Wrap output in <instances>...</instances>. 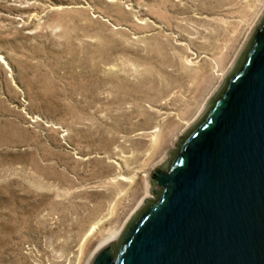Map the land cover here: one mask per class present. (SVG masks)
Here are the masks:
<instances>
[{"label":"rangeland","instance_id":"rangeland-1","mask_svg":"<svg viewBox=\"0 0 264 264\" xmlns=\"http://www.w3.org/2000/svg\"><path fill=\"white\" fill-rule=\"evenodd\" d=\"M264 0H0V264H90L216 95Z\"/></svg>","mask_w":264,"mask_h":264},{"label":"water","instance_id":"water-1","mask_svg":"<svg viewBox=\"0 0 264 264\" xmlns=\"http://www.w3.org/2000/svg\"><path fill=\"white\" fill-rule=\"evenodd\" d=\"M120 238L90 264H264V16Z\"/></svg>","mask_w":264,"mask_h":264},{"label":"bare ground","instance_id":"bare-ground-1","mask_svg":"<svg viewBox=\"0 0 264 264\" xmlns=\"http://www.w3.org/2000/svg\"><path fill=\"white\" fill-rule=\"evenodd\" d=\"M114 237H115V236H114ZM114 237L108 239V241H106V244H108V242H109L111 239H113ZM104 246H105V245H104Z\"/></svg>","mask_w":264,"mask_h":264}]
</instances>
